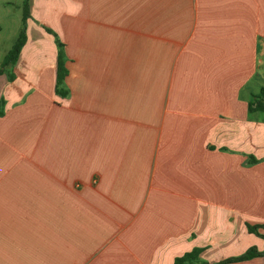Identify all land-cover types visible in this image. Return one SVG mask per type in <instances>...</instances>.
Returning <instances> with one entry per match:
<instances>
[{"label": "crops", "instance_id": "obj_1", "mask_svg": "<svg viewBox=\"0 0 264 264\" xmlns=\"http://www.w3.org/2000/svg\"><path fill=\"white\" fill-rule=\"evenodd\" d=\"M29 5L0 75V264L263 252L264 228L248 227L264 224V116L248 104L264 88V0ZM6 13L15 42L22 0H0Z\"/></svg>", "mask_w": 264, "mask_h": 264}, {"label": "trees", "instance_id": "obj_2", "mask_svg": "<svg viewBox=\"0 0 264 264\" xmlns=\"http://www.w3.org/2000/svg\"><path fill=\"white\" fill-rule=\"evenodd\" d=\"M29 0H22V19H21V29L18 34L17 39L11 46L10 50L6 53L3 61L0 65V75L5 73H10L12 67L18 60L20 52L26 42V21L30 16L29 13ZM47 32L52 33L50 30ZM53 34V33H52ZM57 45V65H56V81H55V93L59 97H64L66 91L64 88V79L67 75V70L64 65L65 53L63 50V44L56 38ZM249 113H262L264 116V88H262L258 94L254 95L248 104ZM4 115V101L0 100V117ZM253 161V159H252ZM258 228H264V224L255 227H248L249 232H253L258 235ZM202 249L195 248L191 252L184 254L181 257H177L174 260V264H207L205 261L200 259V253ZM264 256V251L259 252L255 248H250L244 254L237 257L226 258L217 264H231L244 260H248L254 257Z\"/></svg>", "mask_w": 264, "mask_h": 264}, {"label": "rangeland", "instance_id": "obj_3", "mask_svg": "<svg viewBox=\"0 0 264 264\" xmlns=\"http://www.w3.org/2000/svg\"><path fill=\"white\" fill-rule=\"evenodd\" d=\"M11 1H16L19 2V0H11ZM12 12V11H11ZM2 20L0 23V27L3 28V32L1 33L0 36V65L3 61L4 56L6 55V53L10 50L12 44L14 43V36L13 34H16L14 32L15 29L17 30V25H19V23H17L16 21V17L13 14H2L1 16Z\"/></svg>", "mask_w": 264, "mask_h": 264}]
</instances>
